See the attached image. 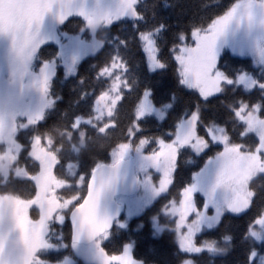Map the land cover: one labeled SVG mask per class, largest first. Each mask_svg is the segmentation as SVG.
Segmentation results:
<instances>
[{
	"label": "snow or ice",
	"instance_id": "6c2138e0",
	"mask_svg": "<svg viewBox=\"0 0 264 264\" xmlns=\"http://www.w3.org/2000/svg\"><path fill=\"white\" fill-rule=\"evenodd\" d=\"M199 7L173 25L156 0H0V264H150L128 235L148 213L170 264L237 245L264 264V0Z\"/></svg>",
	"mask_w": 264,
	"mask_h": 264
},
{
	"label": "trees",
	"instance_id": "16d2710c",
	"mask_svg": "<svg viewBox=\"0 0 264 264\" xmlns=\"http://www.w3.org/2000/svg\"><path fill=\"white\" fill-rule=\"evenodd\" d=\"M152 2L153 0H149V3ZM156 2L160 5L161 16L167 18L169 23L175 25L178 21L181 24L187 23L188 18L193 15L206 17L209 13L206 12L203 8H200L199 7L200 5L216 4V3L226 4L229 2V0H156ZM166 2L171 7L165 8L164 4ZM76 23L77 21H73L71 24L68 25L67 28H64L63 30L71 31L75 29ZM51 50H52L51 48H47L46 53L51 52ZM106 56H107V52L104 51L98 53L95 57H85V59L82 61V66L79 69L80 75L83 77H91L93 75L91 71L92 66L101 63ZM228 56L230 58L229 62L233 63L235 67H241L245 63H247L245 58L233 57L231 52L228 53ZM140 59L141 56L138 54L135 57V62L139 63ZM153 80L160 81L161 77L159 76L153 77ZM167 83L168 80L167 78H165L158 85V94L163 93ZM74 87H75V82L71 79L65 81L62 75L61 78L57 81V84L55 86V91L59 96L62 97V102L60 104L61 111L65 109L71 110V106L76 101L77 96L73 92ZM165 130H169V129H167L166 127ZM187 159H188L187 156H185L182 159L181 162L182 166L178 176V182L180 180L187 182V179L190 176V172L198 170V168H195L190 164L184 163V160ZM195 163L200 164V166H202V161L200 160H196ZM257 184L264 185V180H258ZM20 187L23 188L25 186L20 185ZM150 215L151 213H148L130 218L129 220L130 230L128 232V235L131 237V239L137 242V251L141 256L147 257L148 260L150 261V264H170L172 260V248L170 245V240L166 235L161 236L160 238L157 239H154L151 236V228L149 224ZM224 223L226 226L230 225L233 231H237L238 226L242 223V221L238 219H232L231 217H229L228 219L225 220ZM140 224L143 225V228L137 229V225ZM223 230L224 229L222 227L221 231ZM63 231L65 232V234H67L69 231V226L66 225ZM210 238H214V237H208L204 235L199 236L200 240L210 239ZM239 259H240V249H239V245H237L236 250L233 251L228 256L211 257L206 254L203 255L200 258V264H237Z\"/></svg>",
	"mask_w": 264,
	"mask_h": 264
},
{
	"label": "rangeland",
	"instance_id": "374dc122",
	"mask_svg": "<svg viewBox=\"0 0 264 264\" xmlns=\"http://www.w3.org/2000/svg\"><path fill=\"white\" fill-rule=\"evenodd\" d=\"M64 31H66V30H64ZM127 216V211H126V209L123 211V214H122V217H126ZM133 217H135V216H133ZM132 218V217H131Z\"/></svg>",
	"mask_w": 264,
	"mask_h": 264
},
{
	"label": "water",
	"instance_id": "95a60500",
	"mask_svg": "<svg viewBox=\"0 0 264 264\" xmlns=\"http://www.w3.org/2000/svg\"><path fill=\"white\" fill-rule=\"evenodd\" d=\"M123 214V211H122V213H121V215Z\"/></svg>",
	"mask_w": 264,
	"mask_h": 264
}]
</instances>
